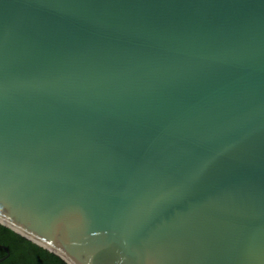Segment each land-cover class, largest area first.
Instances as JSON below:
<instances>
[{
	"label": "water",
	"instance_id": "obj_1",
	"mask_svg": "<svg viewBox=\"0 0 264 264\" xmlns=\"http://www.w3.org/2000/svg\"><path fill=\"white\" fill-rule=\"evenodd\" d=\"M0 225L66 264H264V0H0Z\"/></svg>",
	"mask_w": 264,
	"mask_h": 264
},
{
	"label": "trees",
	"instance_id": "obj_2",
	"mask_svg": "<svg viewBox=\"0 0 264 264\" xmlns=\"http://www.w3.org/2000/svg\"><path fill=\"white\" fill-rule=\"evenodd\" d=\"M0 245L7 247L9 255L0 264H66L58 256L0 225ZM6 251L0 248V258Z\"/></svg>",
	"mask_w": 264,
	"mask_h": 264
}]
</instances>
